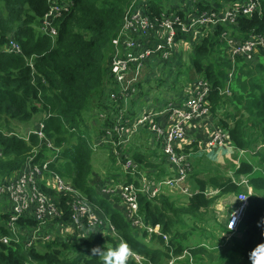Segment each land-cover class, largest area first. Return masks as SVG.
Masks as SVG:
<instances>
[{"label":"trees","instance_id":"16d2710c","mask_svg":"<svg viewBox=\"0 0 264 264\" xmlns=\"http://www.w3.org/2000/svg\"><path fill=\"white\" fill-rule=\"evenodd\" d=\"M130 1L58 0L59 4L67 5V10L62 9L59 16L52 18L51 26L48 28L43 22L44 16L50 11L51 2L0 0V180L16 176L31 152L41 144L43 145L41 149L46 148L44 141L36 135L30 136L26 142L14 129L17 123L29 124L37 119V123L43 125L47 138L55 137L56 147L67 145L61 148L48 165V172L49 170L54 172L78 190L95 210L92 213L101 221L98 227L96 226V231L84 230L83 233L86 236L83 239L79 238L76 241L77 239L54 236L51 240L43 242L40 248L24 244L29 237L28 232L36 226L32 219L19 218L17 229L27 234L18 233L16 236L19 241L16 242L12 236L13 233L7 229L9 215H2L0 238L8 236L12 237V240L8 244L0 242V264L27 262L30 264H101V258L93 256L91 249L113 248L121 241L128 244L132 254L142 258V264H160L164 260H171L173 256L175 257L172 264H178L175 262L178 260L176 258L182 254L183 250H189L195 260L203 259L199 257L206 255L210 248L201 243L189 246L185 239L182 244L178 238L180 236L177 235L179 233L174 230L177 219L173 217L177 214H185L190 219L197 217L195 221L199 222L203 217H199L198 214L202 213L201 211H208L220 197L239 195L243 190V185L233 183L226 174L222 176L223 173L216 171L208 174L207 179L198 178L196 175L199 172L192 176L197 190L193 191L195 194L189 197L187 203L180 208L175 207L176 203L170 199V196L148 198L139 195L138 215L144 224L158 225L163 233L161 235H173L165 244L161 237L151 235L148 239L147 236L150 235L145 230L133 228L126 214L124 215L118 209L120 198L117 195L103 196L100 193L103 183L97 187L90 182L95 171L92 162L95 151L106 148H101L92 135L96 125L100 123L96 133L106 136L105 131L112 129L119 116L123 115L124 118L132 121L140 113L139 110L127 109L121 94L111 99L105 87L103 89V80L108 74L111 41L121 25L125 8ZM164 1L167 0H146L150 19L161 20L163 10L160 7L163 6ZM236 1L194 0V5L188 4V8L193 7L196 11L219 12L216 8L219 3L231 4ZM256 1L259 6L252 15L240 14L235 19L234 25L242 39L254 35L264 37V0ZM178 6L172 4L170 11L176 10ZM178 15L183 16L180 11ZM207 28H201V30L204 31ZM50 29L54 30V35L49 33ZM210 30L211 34L206 33L198 37L197 43L191 42L192 52L188 55L187 79H193L195 75H198L209 84L210 90L206 98L209 112L216 120L217 126L226 133L227 142L234 149L258 156L264 161V148H260L261 153L255 154L252 153L254 148H251L253 144L264 147V63L250 69L251 65H254L253 61L247 63L243 59H238L233 65L222 58L227 71L215 70L212 64L205 61L213 45L218 43L221 33L228 30L226 26L221 25ZM10 41L18 46V52L5 51V45ZM232 66L235 67L231 70ZM229 72H231L230 78ZM108 79L112 86L110 77ZM227 85L230 95L225 96L221 92ZM179 92L182 93L180 90L176 91L171 95L172 98L169 101H163L162 107L159 106V108L162 109L168 103L180 106L183 100L176 98ZM224 97L230 105L232 103L235 106L237 112L245 114L237 116L224 110L227 120L222 118L220 113ZM89 109L94 111L88 112ZM95 118H98V121ZM86 120L94 121L91 128L87 127ZM149 135L154 144L155 139L150 131ZM90 138L91 146L86 143L90 141ZM114 141L117 142V137H114ZM94 146L99 148L95 149ZM195 148L197 149L196 145L191 150L190 157ZM108 150L109 161L113 165V172L108 178H114L113 174L117 168L120 173H123L121 167L117 162L115 163L118 156L113 154V150L120 156V162H125L126 156L131 158L137 166V171L150 180L158 181L172 174L163 152L159 155L157 162H164L166 168L163 164L159 166L156 162H149L148 157L134 146L124 150L122 144H119L114 149L109 146ZM188 151L189 149H186L185 152L188 153ZM52 156L53 154L46 150L45 153L37 156L34 163L50 160ZM188 159L191 163L190 158ZM143 163L155 166L145 171ZM237 164H230L227 169L233 172ZM255 174L257 176L254 177ZM234 175L238 178L247 177L248 185L253 192L247 198L237 229L234 232L223 229L225 233L236 234L230 237L231 247L227 257L230 264H249L248 252L264 240V237L260 235V229L256 226L260 217L264 216V172L255 171L248 162H241L238 170L234 171ZM139 178V175L131 176L123 173V178L118 182L138 185ZM208 187H211L213 192L218 191L216 197L206 196L205 191ZM41 189L48 196L55 198V193L48 187L42 186ZM55 199L61 215L54 223L69 224L71 197L59 196ZM237 206L238 204H235L234 208ZM86 222L84 221L83 224ZM75 235L78 234L72 236ZM181 235L184 236V233ZM151 241L157 242L159 247ZM127 264L139 263L129 257Z\"/></svg>","mask_w":264,"mask_h":264},{"label":"built area","instance_id":"2783aa9c","mask_svg":"<svg viewBox=\"0 0 264 264\" xmlns=\"http://www.w3.org/2000/svg\"><path fill=\"white\" fill-rule=\"evenodd\" d=\"M52 3L49 13L44 16L43 24L48 28L51 26L52 18L59 16L60 11L67 10V5H61L58 0H47ZM256 0H244L241 4H235L228 9L215 12L212 10L194 11L184 16H179L176 12H163L160 21L150 19L147 11L146 0H131L125 8L122 22L111 41L110 56L108 59V77L113 83L112 92L109 98L114 99L117 94L122 97L127 96L132 91H137L141 68L144 63L153 56H158L166 61L174 52V44L179 40L189 39L191 35L196 38L201 37L204 32L217 26L234 25L238 15H252L258 9ZM208 27V28H207ZM201 28H207L204 31ZM200 30V33L197 31ZM54 35V30H49ZM221 37H226L232 64L236 59H243L247 63L252 62L255 55L264 50L263 36H249L241 41H230L227 32H222ZM193 41V40H192ZM191 41V42H192ZM7 51L18 52V46L10 41ZM228 77H231L229 72ZM191 93L180 106L168 103L165 107L157 111H147L136 119L130 121L119 116L112 129L105 133L108 138L117 137V145L122 144V148L128 143V134L133 136L139 128L146 127L152 134L156 142L161 143L165 161L169 164L171 175L156 180H147L141 176L139 183H121L118 187L102 190L105 195L116 194L122 204L126 207V216L133 228L143 229L147 234L159 235V226H146L142 218L138 215V198L144 195L148 198L156 196L165 189L179 190L183 194L188 193V174L191 170L188 161L189 155L181 148V144L186 138V126L193 120H203L210 115L206 98L209 94L210 86L204 79H199L191 84ZM189 88V89H190ZM221 94L230 95L228 85ZM111 96V97H110ZM39 137L40 132H34ZM114 140V139H113ZM227 142L226 133L218 129L208 137L205 150L224 147ZM48 148L51 146L48 144ZM114 153L120 156L114 150ZM37 153L32 154L24 163L20 172L16 176L6 177L0 180V201L6 200L8 210H10L7 220L8 231L13 233L16 242L18 233L27 234L17 229V221L20 217L32 219L36 226L28 232L35 234L43 231L45 226L59 225L54 223L60 218L58 203L52 197L45 194L39 187L38 180L48 172L49 161L34 163ZM123 173L136 176L139 174L136 164L126 158L125 162H119ZM238 168V166L236 167ZM243 184V182H241ZM63 191H72L69 187L59 185ZM249 193V192H248ZM71 197V196H70ZM248 195L245 193L238 195L239 206L234 213L233 226L230 231L237 229V224L247 204ZM72 201L69 203L71 209L70 221L67 227H75L78 231L93 229L96 231L97 225L101 221L92 213L86 202ZM87 221L86 224H83ZM54 224H53V223ZM97 226V227H96ZM231 226V224H230ZM111 228V227H110ZM112 230V228H111ZM45 235V234H44ZM48 241L52 239L50 235H45ZM165 237V235H163ZM12 237L3 236L0 242L8 244ZM32 238L29 236L24 244L32 246ZM47 242V241H46ZM43 243V242H42ZM135 260V255L130 252L128 258ZM179 259V258H177ZM25 264H30L27 262ZM32 264V263H31Z\"/></svg>","mask_w":264,"mask_h":264},{"label":"rangeland","instance_id":"374dc122","mask_svg":"<svg viewBox=\"0 0 264 264\" xmlns=\"http://www.w3.org/2000/svg\"><path fill=\"white\" fill-rule=\"evenodd\" d=\"M237 4H241L242 0H237ZM177 4L180 6V8H184V10L188 9V4L191 6L194 5V0H167L163 2V6H161V10L163 12H170L171 5ZM215 5V3H212ZM230 3L228 2H222L219 3V6H216L217 9L224 10L226 7H229ZM197 33H200V30L197 31ZM211 34V30H206L204 34ZM193 40L194 43L198 42V38L196 36L191 35L190 41L189 39L179 40L174 44V52L170 55V57L164 61L161 60L158 56H153L149 60H147L144 65L141 68V75H145V78L141 82L139 86H137V91H132L127 94V96L122 97V101L124 104H126V108L130 110H138L140 109V104H143V107L145 105V101L140 99L143 97V99L148 100L153 104L152 106H159L163 101H169L176 91L180 90L182 93H177L176 98H180V100H184L188 95L191 93V84L193 81L202 79L198 75H195L193 79H187V73L189 69V61H188V55L190 52H192L191 48V41ZM197 41V42H196ZM193 43V44H194ZM110 56V54H109ZM108 56V59H109ZM228 60L232 64V60L230 57L229 49H228V42L226 37H220L218 40V43L214 44L208 58L205 62H208L212 64L213 68L216 69H223L224 71H227V68L223 65L224 61L222 60ZM238 60V59H236ZM235 60V61H236ZM234 61V63H235ZM254 65H251L253 68L257 64L264 63V52H258L255 55V58L253 60ZM233 63V65H234ZM235 66L231 67V70ZM245 70V69H243ZM264 74V73H263ZM108 74L103 80V89L105 87L107 93H111L113 88V85L111 86L108 79ZM190 88V89H189ZM108 94V95H109ZM227 96V95H225ZM111 97V96H110ZM182 97V98H181ZM225 99V97H224ZM132 102V103H131ZM156 109H159L157 107ZM224 110H227L228 112L232 114H236L237 116H241V114H245L244 112H237L235 110V106L231 103V105L228 103V100H223V108L221 110L220 115L222 118H225L224 116ZM94 109H89L88 112H92ZM126 110H124L125 112ZM141 114L136 115V117H139ZM96 121H98V118H95ZM136 119V118H135ZM226 119V118H225ZM227 120V119H226ZM230 119H228L229 121ZM38 120L35 119L33 122L29 124H16L14 126L15 132H18V134L24 135H30L33 134L35 131H39L41 128L40 123H37ZM86 124L88 128H91V125L94 124V121L86 120ZM100 123H98L95 127V131L92 132V135L96 138L97 144L102 148L106 147L105 149L97 150L95 151V155L93 156L92 162L95 171H93L92 177L90 179V182L93 184H96L97 187L103 183L101 186L102 189H109V188H116L119 186L121 182H118L119 179L123 178V173H120V170L117 168L116 171H114V178H108L112 171V163L109 161V146H111V149H114L115 146H117V143L114 144V138H108V136H102L98 133V126ZM191 126V129H195L198 124L194 122V126L189 123ZM143 128V129H142ZM142 129V130H141ZM139 130L133 134L130 138V134H128L127 140L128 143L126 146H124V150H128L130 147H137V150L144 155H146L149 162H156L159 164V166H164L166 168V165L164 162H157L159 155L162 153V147L160 142H156L153 144L152 137L149 135V131L146 129V127H141ZM73 131V130H71ZM97 131V133H96ZM107 130L105 131V133ZM200 129L196 132V136H198L200 133ZM48 133L49 130H48ZM40 135L43 137V141L49 142L51 144V147L55 151H60L62 147H65L67 145H63L62 147H56L55 146V137L51 136L47 138L46 133L44 132V128L42 131H40ZM191 138H195L194 136H191ZM185 140L183 141V143ZM88 145L89 143H92V139L90 138V141H86ZM182 143V144H183ZM91 146V145H90ZM99 146H94L99 148ZM259 146V147H258ZM194 148V143H193ZM192 148V149H193ZM251 148H254L252 150L253 154L255 153H261L262 150L260 148H264L261 145L253 144ZM188 152H191L189 150ZM148 153H152L155 156L151 157L148 155ZM114 154V150H113ZM131 159V158H130ZM132 160V159H131ZM211 160L214 161V164L211 162ZM133 161V160H132ZM189 161V159H188ZM117 164L120 162L119 159H115V163ZM190 167L191 170L188 174L187 184H188V193L183 194L179 190L175 189H165L162 190L157 196H170L171 200H173L176 204V208H180L183 205L187 203V200L189 197L194 195L193 191L197 190L195 189V184L193 182L192 176L199 172L198 175H196L200 179H207L208 174H211L213 172L219 171L220 173L226 174V176L231 175V171L227 169V167L230 164L238 163L239 166L241 162H248L252 165L255 171L260 170L264 172V161L260 160L258 156L255 155H249L246 152L238 151L232 147L231 144H228L224 147H219L215 149H207L204 150V143L202 140H199L197 144V149L195 148L193 151V154L190 157ZM236 165V166H237ZM143 166L145 167V171H149L151 166H155L154 164H146L143 163ZM155 172V171H154ZM204 173V174H201ZM139 177L143 176L148 181L150 180L147 178L144 174H141L139 172ZM263 175V173H262ZM257 176L256 174L254 177ZM190 177V178H189ZM233 178L235 180H241L243 182V189H245L242 193H252L253 189L248 185V178L247 177H237L233 175ZM112 180V181H109ZM38 184L44 187H47L52 190L55 193V198L59 196H71L74 198L75 201L78 202H86L85 197L78 191L75 190V188L56 175L54 172L50 171L47 172L43 177H41L38 180ZM59 185H62L64 187H69L73 191H66L60 190ZM213 189L211 187H208L205 191L207 197H216L218 194V191L213 192ZM212 191V192H211ZM44 192V191H43ZM74 192V193H73ZM197 193V192H196ZM73 195V196H72ZM264 196V195H263ZM237 195H226L220 197L214 205L207 211H201L202 213H199V217H203L199 222L195 221L197 217H192V221L188 215L185 214H177L173 219H177V223L174 226L175 232H178L180 237L179 240L182 244H184V240H187L186 244L191 246L197 243H201L209 247L210 249L207 251V254L204 255L203 259L195 260L193 259V256L191 255L189 250H183L182 254L179 255L175 262L184 263L188 262V264H230L229 259L227 257L229 248L231 247L230 243V237L234 236L236 234H228L223 231V229L229 230L231 227V220L232 217H234V213L236 209L238 208H232V205L234 206L237 202ZM88 204V203H87ZM89 208L93 211V207H91L88 204ZM10 210H8V204L6 200L0 201V217L2 215H9ZM69 228V227H67ZM63 230L65 233H70L69 229ZM87 229V228H85ZM52 228L50 230H47V233H50V236L54 237L52 233ZM142 230H145L143 228ZM230 231V230H229ZM105 232V231H103ZM234 232V231H230ZM181 233H184V236L181 235ZM163 234L161 231H159V235H153L161 237L165 244L171 239L170 236H173L172 234H166L165 237H163ZM174 234V233H173ZM68 238H71L73 234H67ZM32 238L31 243L35 247H40L42 242L48 241L47 237L44 238V232L38 231L35 234H28ZM56 236V235H55ZM66 234H60L59 237L65 238ZM76 241L80 238V234L75 235ZM57 237V236H56ZM149 239L150 237L147 236ZM147 242V241H146ZM150 242V241H149ZM156 245V247H159L158 243L155 241H151ZM175 256H173L174 258ZM173 258L171 260H164L160 264H172ZM176 258V259H177ZM142 258L135 255V261L139 264L141 263Z\"/></svg>","mask_w":264,"mask_h":264},{"label":"crops","instance_id":"0c3cea01","mask_svg":"<svg viewBox=\"0 0 264 264\" xmlns=\"http://www.w3.org/2000/svg\"><path fill=\"white\" fill-rule=\"evenodd\" d=\"M235 4H237V2L231 3L229 7H232ZM229 7H226L225 10L228 9ZM177 10L182 11V13L185 14V15L192 12L191 11V8H188V9L184 10V8H180V6H178ZM226 29L228 30L227 33H228V35L230 37V41H233V42L234 41H237L238 42V41L243 40L240 37V34L238 33V31L236 30V25H228V26H226ZM208 30H210V28H208ZM144 78H145V75H141L139 84L142 82V80ZM140 99H142V100L145 101V105L143 107V104H140V106H139L140 109H138L140 111L139 114H142V113L147 112V111H157V110H160V108L162 107V103H161L159 105L160 108L159 109H156L159 106H152L153 104H151V102H149L148 100L143 99V97H141ZM184 100L182 102H184ZM194 122L198 124V126L195 129H191L190 124H188L186 126V128H185L186 138H185V142L183 144H181V146H182L181 149L184 152L186 151V149L192 150L193 143L197 147V144H198L199 140H202V142L204 143V147H205L208 137H210L214 131L220 129L217 126V124H216V120L211 115L207 116L203 120H196V121L193 120L191 122V124L193 126H194ZM198 129H200V132H199L200 134L198 136H196V132L198 131ZM191 136H194L195 138H191V140L189 141L188 138H190ZM190 153L191 152H188L187 153L189 155V158H190ZM148 155L150 157H151V155L152 156H155L152 153H148ZM211 162L214 164V161L213 160H211ZM233 174H234V170H233V172H231V175H233ZM228 177H230V176H228ZM109 181H112V180H109ZM235 181L236 182H239L240 180H235ZM102 190H104V189H102V187H100V193H102L103 196H105V193H103ZM235 203L237 204V202H235ZM118 206H119L118 209H120V211L125 215L126 214V207L122 204L121 200H120V203L118 204ZM232 208H234L233 205H232ZM49 226H50V228H52L51 231H52V233H53L54 236L55 235L56 236H60V234H66L65 237H67L68 236L67 234H80V238L81 239H83L86 236L85 233H83L82 231H77L73 227H69L70 229L67 228V225L66 224H59V225L56 224V225H49ZM49 226H45V228H44V234H50V233H47V230H50ZM66 228L70 230V233H67V232L65 233L63 231ZM76 237L77 236H72L71 238L72 239H76Z\"/></svg>","mask_w":264,"mask_h":264},{"label":"clouds","instance_id":"9594fccd","mask_svg":"<svg viewBox=\"0 0 264 264\" xmlns=\"http://www.w3.org/2000/svg\"><path fill=\"white\" fill-rule=\"evenodd\" d=\"M242 2H244V0ZM172 11L176 12V14H178V12H179V10H177V9L176 10H172ZM191 11L194 12L196 10L193 7H191ZM180 12H182V11H180ZM182 15L184 16L185 14L182 13ZM8 43L5 45V51L6 52H9V51H7V48H6ZM9 53H14V52H9ZM40 127H43V125L41 123H40ZM36 132H40V130L36 131ZM32 135H36L39 139L43 140L42 139L43 137H39L37 134L24 135V136H22L23 140H25L27 142L29 137L32 136ZM44 143L46 144V148L45 149H41V147L43 146L41 144L38 148L34 149L31 152L30 156L32 154H34V153H37V155L35 156V159H36L39 154H41V153L43 154V153H45L46 150H48L49 152H51L53 154V156L50 159V163H51L52 160L57 156L58 151L53 150L52 147L48 148L47 147L48 144L51 146V144L49 142H45L44 141ZM126 158H128V157L126 156ZM128 159H130V158H128ZM45 161H49V160H45ZM118 165L120 166L119 163H118ZM238 168H239V166H238ZM238 168H235V170H238ZM121 171H122V169H121ZM233 175H230V179L232 180V182L236 183L237 185H243V184H241V180L239 182H236L235 179L233 178ZM39 187H40V184H39ZM244 190L245 189H243L242 192ZM242 192L240 194H242ZM246 194L249 196L250 193L247 192ZM110 195H112V194H110ZM114 195H116V194H114ZM68 197L70 198V196H68ZM53 200L56 202L55 198H53ZM237 204L239 206L238 198H237ZM233 223H234V220L231 221V227L233 226ZM256 226H257V228L260 229L261 237H264V216L260 217V219L258 220ZM91 253H92L93 256H97V257L101 258V264H127V259H128V256L130 255V249H129V246H128V244L126 242L121 241L118 245H116L113 248L104 249V248H100V247H94V248L91 249ZM248 261H249V264H264V240H262L260 243H257L248 252Z\"/></svg>","mask_w":264,"mask_h":264},{"label":"bare ground","instance_id":"6f19581e","mask_svg":"<svg viewBox=\"0 0 264 264\" xmlns=\"http://www.w3.org/2000/svg\"><path fill=\"white\" fill-rule=\"evenodd\" d=\"M76 190V189H75ZM73 191V190H72ZM67 193V192H66ZM74 193V192H73ZM73 196V195H72ZM6 226V225H5ZM8 229V228H7Z\"/></svg>","mask_w":264,"mask_h":264}]
</instances>
